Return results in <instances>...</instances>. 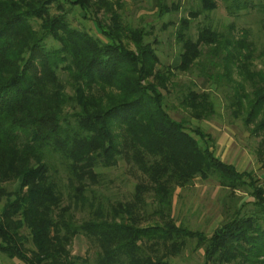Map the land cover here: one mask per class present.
I'll list each match as a JSON object with an SVG mask.
<instances>
[{
	"label": "trees",
	"instance_id": "1",
	"mask_svg": "<svg viewBox=\"0 0 264 264\" xmlns=\"http://www.w3.org/2000/svg\"><path fill=\"white\" fill-rule=\"evenodd\" d=\"M156 1L161 15L178 9ZM198 1L179 19L178 53L163 66L149 31L124 22L125 0H0L1 254L21 264H78L69 247L83 235L95 264H169L194 239L202 264H264V187L165 104L175 72L194 74L200 84L182 85L176 98L189 118L210 119L214 85L232 117L260 137L264 169V0ZM218 2L233 20L258 15L259 48L233 21L191 35V21ZM75 14L94 32L74 26ZM119 160L133 165L136 181L130 199L105 204L101 169ZM194 178L252 200L226 207L210 233L190 230L173 218L172 200Z\"/></svg>",
	"mask_w": 264,
	"mask_h": 264
},
{
	"label": "rangeland",
	"instance_id": "2",
	"mask_svg": "<svg viewBox=\"0 0 264 264\" xmlns=\"http://www.w3.org/2000/svg\"><path fill=\"white\" fill-rule=\"evenodd\" d=\"M166 6L178 5L177 10H171L164 14L158 13L156 0H125L123 8V20L126 24L134 27H145L149 31L146 38L156 50L160 64L170 66L173 64L178 53V44L175 40L174 30L179 19L188 15L189 11L198 8V0H162ZM101 16V13H100ZM234 22L235 30L247 28L250 30L257 48L262 42V33L259 31L258 15L251 14L241 16L233 20L228 16L224 7L218 2V7L210 12L207 17L199 15L191 21L190 33L196 36L197 30L205 23H211L221 29L224 25ZM72 24L77 28H83L94 32V26L89 20H84L79 14L72 17ZM239 32V31H238ZM238 32L236 34H238ZM238 37V35H234ZM133 47L132 44H128ZM256 70L262 64L258 58L253 59ZM174 70V69H172ZM197 70H195V73ZM174 83L169 85V94L166 96L165 104L169 114L176 119L185 118L187 125L200 127L208 133L213 140L214 154L222 161L233 164L238 171H250L261 187H264V169L258 161V150L260 137L253 135L239 118L231 115V106L227 107V99L221 91L210 89L214 101L216 113L210 119L197 121L189 118L183 108L179 105L178 88L194 81L200 84L201 78L194 74L175 72ZM166 93V92H163ZM114 131L119 133V129ZM102 180L96 187L100 198L106 204L115 203L116 200L126 201L130 199L133 185L136 181V170L131 163L119 160L115 166L101 169ZM252 197L246 195L242 190L233 192L226 191L217 186L213 179L201 180L194 178L192 183L177 190L172 200V215L177 223L190 230L210 233L225 218V208L239 205L242 201H251ZM147 211L152 212L155 205L151 198H147ZM2 200H0V205ZM83 215L76 213V218ZM153 220H159L154 216ZM152 220L143 222L141 225L151 224ZM70 253L82 259L78 264H95L94 255L96 248L83 236L77 235L70 244ZM169 264H202L203 249L196 247L194 239L186 240L181 251L168 259ZM0 264H21L15 259H9L0 253Z\"/></svg>",
	"mask_w": 264,
	"mask_h": 264
}]
</instances>
